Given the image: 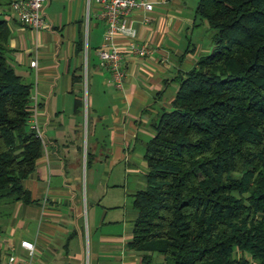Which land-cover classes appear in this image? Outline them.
<instances>
[{
	"label": "trees",
	"instance_id": "1",
	"mask_svg": "<svg viewBox=\"0 0 264 264\" xmlns=\"http://www.w3.org/2000/svg\"><path fill=\"white\" fill-rule=\"evenodd\" d=\"M6 1L0 0V203L14 205L32 201L24 181L44 145L29 125L33 84L10 60ZM195 15L214 30L211 48L176 76L170 107L152 123L146 185L133 193L126 245L148 252L142 264H155L153 253L173 264H264V0H198ZM83 102L77 97L78 107Z\"/></svg>",
	"mask_w": 264,
	"mask_h": 264
},
{
	"label": "crops",
	"instance_id": "2",
	"mask_svg": "<svg viewBox=\"0 0 264 264\" xmlns=\"http://www.w3.org/2000/svg\"><path fill=\"white\" fill-rule=\"evenodd\" d=\"M147 1L153 3L151 10L134 9L128 15L135 36L118 33L115 37L125 67L123 88L113 86L111 74L100 60L93 63V133L100 122L104 142L87 152L86 163L102 166L104 172H112L121 161L126 171L136 170L137 160L144 159L145 143L153 135L152 123L160 109L170 106L176 76L211 48V39L200 36L203 20L195 15L198 0ZM2 11L12 31L10 60L24 80L33 84L32 120L41 128L44 150L24 181L32 201L16 202L9 224L5 228L0 225V264L12 249L27 254L19 244L23 238L35 242L33 264H142V254L148 252L126 245L136 211H128L127 217L120 219L107 218L109 206L102 203V197L110 176L102 174L98 181L93 177L83 194L77 190L79 177L46 181L47 175L61 177L67 166L78 165L81 157L85 162L83 143L73 132L84 110V102L80 107L76 104L80 95L84 99V80H74V75L83 74L87 44L97 54L100 48H111L104 38L107 19L100 3L46 0L42 12L46 25L38 30L19 21L9 4ZM131 41L145 43L151 53H133ZM34 59L37 64L32 66ZM85 198L89 205L86 230L81 213ZM152 256L155 264H164L162 255Z\"/></svg>",
	"mask_w": 264,
	"mask_h": 264
},
{
	"label": "rangeland",
	"instance_id": "3",
	"mask_svg": "<svg viewBox=\"0 0 264 264\" xmlns=\"http://www.w3.org/2000/svg\"><path fill=\"white\" fill-rule=\"evenodd\" d=\"M206 29V30H205ZM201 34L200 36L203 37L202 40L206 37L208 39L211 38L214 30L209 28L205 21H202V26L200 27ZM206 35V36H205ZM87 44L85 55L86 60L84 63V107H83V114H81L76 121V125L78 126L73 132L76 134L83 143V153L85 151V162L84 158H80V163L78 165L67 166V172L65 174L62 173V176H55V175H47L46 181L53 179V182L58 181L60 178L62 180L65 179L66 176L71 178L79 177L78 184L77 181H74L77 184V190L80 193H84L87 190V187L91 186L93 177L98 181L99 177L102 174H105L106 177L110 178V182L108 183L107 193L103 194L102 203L109 206L107 209V218L114 217V218H122L123 215H128V211H133L132 208V193L138 189L144 188L146 183L144 180V173L146 171V163L144 159L137 160L136 162V170L134 171H126L123 162L119 163V166H116L112 172L105 171L102 169L103 167L100 166L98 168L93 167L92 165L89 166L86 163V154L87 152H91L94 150L95 144L103 143L104 142V131L103 126L100 122H97L96 126V133H93V110L91 107L90 102V93H91V78L93 73L94 65L93 63H98L99 56L95 52L93 47ZM171 91V87L168 89L167 94ZM170 106H165L162 109H168ZM160 109V110H162ZM108 141V140H106ZM139 142V141H138ZM139 145V143H137ZM72 158L71 160H73ZM74 161V160H73ZM78 166V167H77ZM59 177V178H58ZM99 190H102L101 187H98ZM84 204V203H83ZM113 204V205H112ZM14 205H7L5 199L0 203V225L2 227H6L10 220L12 219V210ZM89 206V205H88ZM87 200L85 198V204L82 210V217L84 222L85 230L88 228V207ZM20 218V215L17 219ZM81 218V215L80 217ZM127 223H130L128 219H126ZM19 223V222H18ZM164 264H173L172 260L168 259L164 261Z\"/></svg>",
	"mask_w": 264,
	"mask_h": 264
},
{
	"label": "built area",
	"instance_id": "4",
	"mask_svg": "<svg viewBox=\"0 0 264 264\" xmlns=\"http://www.w3.org/2000/svg\"><path fill=\"white\" fill-rule=\"evenodd\" d=\"M46 0H12L11 8L17 18L32 29L38 30L46 25V20L43 16V7ZM102 7V14L107 19V27L105 31V41L111 44V48H100L99 58L100 64L109 70L111 77L110 82L118 89L123 88V79L125 76V67L121 61L119 47L114 44L115 37L118 33H124L129 37L135 36V30L128 25V15L134 9L151 10L153 3L147 0H97ZM129 49L139 56H145L151 53L152 49L145 43L130 42ZM37 60L31 61V65L35 66ZM34 95L32 94V99ZM30 127L42 139L44 137L41 128L31 119L29 120ZM20 246L27 251L26 255L10 250L5 255L4 264H33L35 254V242L28 238L20 240Z\"/></svg>",
	"mask_w": 264,
	"mask_h": 264
}]
</instances>
